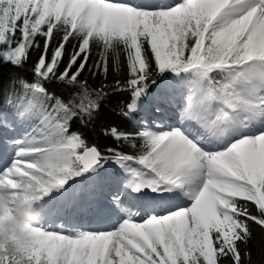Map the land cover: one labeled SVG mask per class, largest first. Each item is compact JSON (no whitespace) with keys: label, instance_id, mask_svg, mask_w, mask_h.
<instances>
[{"label":"snow or ice","instance_id":"snow-or-ice-1","mask_svg":"<svg viewBox=\"0 0 264 264\" xmlns=\"http://www.w3.org/2000/svg\"><path fill=\"white\" fill-rule=\"evenodd\" d=\"M0 64L19 70L0 185L34 192L50 221L0 264L250 258L242 246L264 231V0H0ZM116 93L136 128L103 129L101 147L80 127Z\"/></svg>","mask_w":264,"mask_h":264},{"label":"trees","instance_id":"trees-1","mask_svg":"<svg viewBox=\"0 0 264 264\" xmlns=\"http://www.w3.org/2000/svg\"><path fill=\"white\" fill-rule=\"evenodd\" d=\"M38 55L37 51L31 53V59L26 65L27 71L22 73L29 80L32 79V64ZM17 72L19 70L14 69L10 65L0 64V110H10L15 105V93L9 87V82ZM93 83L95 86L98 81ZM9 99L12 100L11 104H9ZM127 100V93H116L101 102V107L96 114V118L87 127H80V130L89 142L96 143L101 147L111 145L114 141L111 137L103 134V129L115 126L121 131L131 132L136 128L137 120L135 117L120 115V108ZM242 251L250 253V258L245 260V264H264V231L254 226L253 236L246 248L242 246Z\"/></svg>","mask_w":264,"mask_h":264},{"label":"clouds","instance_id":"clouds-1","mask_svg":"<svg viewBox=\"0 0 264 264\" xmlns=\"http://www.w3.org/2000/svg\"><path fill=\"white\" fill-rule=\"evenodd\" d=\"M38 203L31 190L14 196L8 186L0 185V252L17 254L30 245L32 228L42 218Z\"/></svg>","mask_w":264,"mask_h":264},{"label":"rangeland","instance_id":"rangeland-1","mask_svg":"<svg viewBox=\"0 0 264 264\" xmlns=\"http://www.w3.org/2000/svg\"><path fill=\"white\" fill-rule=\"evenodd\" d=\"M2 166H3V164L0 163V167H2ZM37 208L40 211V213L42 214V218H41L39 223L41 225H43L42 222L46 221V223L43 226H48L50 224V221H49L48 217L45 214L46 213V206L38 204ZM83 223H84L85 227L91 226L92 228H96V227H105L106 228V227L109 226L107 223H104L103 225L97 224L95 222H93L91 225H89L87 221H84Z\"/></svg>","mask_w":264,"mask_h":264},{"label":"bare ground","instance_id":"bare-ground-1","mask_svg":"<svg viewBox=\"0 0 264 264\" xmlns=\"http://www.w3.org/2000/svg\"><path fill=\"white\" fill-rule=\"evenodd\" d=\"M42 223H43V225H44V224L46 223V221H43Z\"/></svg>","mask_w":264,"mask_h":264}]
</instances>
